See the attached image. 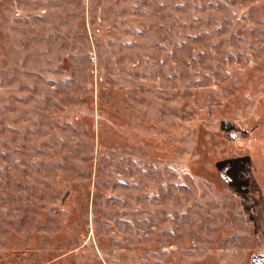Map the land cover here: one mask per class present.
<instances>
[{"label":"rangeland","instance_id":"obj_1","mask_svg":"<svg viewBox=\"0 0 264 264\" xmlns=\"http://www.w3.org/2000/svg\"><path fill=\"white\" fill-rule=\"evenodd\" d=\"M256 256L264 0H0V264Z\"/></svg>","mask_w":264,"mask_h":264},{"label":"water","instance_id":"obj_2","mask_svg":"<svg viewBox=\"0 0 264 264\" xmlns=\"http://www.w3.org/2000/svg\"><path fill=\"white\" fill-rule=\"evenodd\" d=\"M264 256H256L252 259V264H263Z\"/></svg>","mask_w":264,"mask_h":264}]
</instances>
